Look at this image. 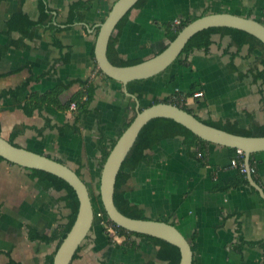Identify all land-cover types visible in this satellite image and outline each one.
Wrapping results in <instances>:
<instances>
[{
  "label": "crops",
  "instance_id": "1",
  "mask_svg": "<svg viewBox=\"0 0 264 264\" xmlns=\"http://www.w3.org/2000/svg\"><path fill=\"white\" fill-rule=\"evenodd\" d=\"M76 1L79 0H50V6L62 21ZM116 1L94 0L84 22L59 34L64 50L55 47L49 32L43 29L36 31L25 49L10 46L5 50L10 41L8 20L18 10V1L0 2V94L29 80L19 92L18 100L23 104L31 93H44L62 83L69 84L60 95L65 102L82 89L81 81L95 87L89 111L78 120L77 110L54 107H45L30 116L15 107L10 97L3 98L0 135L9 140L15 127L25 126L23 133L15 137V144L67 165L88 187H97L103 151L120 137L136 111L135 92L146 91V99L153 97L154 101L164 100L177 91L187 95L195 86L193 94L203 91L204 97L194 99L192 95L186 102L203 120L231 122L246 128L251 116L264 124L260 83L254 82L251 72L254 57L247 59V47L237 55V49L230 45L231 38L218 33L207 51L192 52L188 57L190 66L178 62L153 78L131 82L128 93L125 85L105 77L95 67L93 57L96 30ZM24 10L37 19V0H27ZM215 13H231L264 24V0H145L131 9L117 50L124 60L143 62L170 43L168 26L174 20L192 22ZM19 37L18 33L12 34L13 39ZM49 122L63 127V133L45 128ZM203 149L204 160L195 152L188 154L179 139L164 141L148 150V163L131 172L128 197L144 210L147 219L176 226L189 241L197 233L193 264H264L259 246L245 245L241 252L235 250L238 227L248 241L264 239V202L259 192L250 182L229 191L221 190L238 176V170L230 164L233 153L213 143L203 145ZM254 159L257 173L252 176L264 190V151L256 153ZM0 167L8 169L2 184L6 189L0 198V222L9 223L6 234L11 240L6 238L0 245V251L10 253L0 255V264H47L54 247L47 250L50 245L29 240V229L48 235L64 223L62 215L69 214L61 203L64 193L45 189L39 181L31 180L29 171L22 167L8 162H1ZM10 193L11 200L7 198ZM131 240L137 241V249L122 241L107 248L90 243L74 263L85 264L88 250H106L109 260L102 259L100 264H142L150 260L165 264L156 260L157 248L153 244L141 238ZM133 259L137 261L134 263Z\"/></svg>",
  "mask_w": 264,
  "mask_h": 264
},
{
  "label": "trees",
  "instance_id": "2",
  "mask_svg": "<svg viewBox=\"0 0 264 264\" xmlns=\"http://www.w3.org/2000/svg\"><path fill=\"white\" fill-rule=\"evenodd\" d=\"M1 1L2 0H0V2ZM17 1H18V10L8 20L7 35L10 37V41L8 45L4 47L5 50L10 46H15L18 49H25L27 41L33 40L35 38V34L38 29H43L49 32L54 46L61 50H64L65 46L60 40L59 34L71 28L73 25L77 23L84 22L86 18V13L89 12L94 5V0H87V1L79 0L73 2L69 7L65 19L60 21L58 12L55 9L51 8L50 6V0H37V6L39 12L37 19H32L25 12L24 5L27 0H17ZM143 1L145 0H139L134 7L139 6L141 3H143ZM130 12L131 11H129L123 17V19L118 23L115 30L117 33L115 35L113 34L108 45V52H107L108 58L111 61V63H113L116 66H131L142 62V61L124 60L120 57V54L117 50V43L120 38V33L129 18ZM250 16L251 15H249V17ZM189 23L190 21H182L181 26L176 31L171 29V25L168 26V39L170 41L175 40V38L178 36L180 31L184 27H186ZM99 29L100 28L98 27L96 30V35H98ZM13 33H18L20 37L18 39H13L12 38ZM217 33L231 38L230 45L237 49V55H239L241 51L245 47H247L248 49L247 59L254 57V63H253L254 66L252 67L251 72L253 75L254 82L260 83V94L262 96V103L264 104V43L246 31L236 28H229V27H215L200 31L189 40V42L187 43L186 47L184 48L183 52L181 53L177 61L184 64L185 66H190V63L188 62V57L192 54V52L195 50L207 51L212 44L213 36ZM93 57L95 58L94 53H93ZM58 61H61V59H58ZM230 66L235 70V66L233 64H231ZM100 72L102 73L101 70ZM105 77L107 76L105 75ZM107 78L111 79L109 77ZM28 83L29 80L26 81L24 85H22L21 87L15 90H7L2 92L0 94V100L6 97H10L13 100V104L15 107L22 109L27 115L30 116L33 115L34 112L36 111L43 110L45 107H54L59 110L66 111L70 109L72 103H76L77 112H78V116L76 117V120H78L81 116H83V114L89 111L90 104L95 94V87L91 83H89L88 81H81L82 89L77 93H75L68 101L64 102L61 99L60 95L62 94V92L66 87H69V84L67 86H64L62 83H60L55 88L50 89L44 93H39V92L31 93L28 96L27 101L22 104L18 100L19 92L24 86H27ZM194 89L195 86H192L191 87L192 91L187 95H184L179 91L175 92L172 95V98L174 99H180V98L183 99L182 104L176 101L174 102V101L159 100V99H155L152 102V104H157L160 102L173 103L181 107L183 110L195 115L199 120L203 121L208 125L244 136H250V137L264 136V124H260L259 122L255 121L254 118L251 116L250 118L252 120L250 121L248 127L246 128L239 127V125L236 123L227 122L224 124H218L211 121L203 120L202 118L198 117L194 113V111L187 105L186 102L187 98L193 95ZM135 93L140 103H142L148 96V93L146 91L135 92ZM84 96L87 97L86 100H84ZM143 108L144 107L141 105V109ZM136 115H137V111H135L134 117L126 123L124 130L127 127H129V125L132 123ZM45 128L57 129L60 133H63V127H55L51 125L50 122L45 125ZM24 130H25V126L15 127L14 130L12 131L9 141L12 144L18 146L17 144L14 143L15 137L23 133ZM177 139L181 141L183 147L186 149L188 154H192L195 152L199 159L204 160L206 158L203 145L208 144L210 142L199 138L191 130H189L182 124L177 123L172 119L157 118L150 121L141 131L134 146L127 155L120 169V172L117 176L115 192H114V201L117 208L124 215L136 219H147L144 210L139 208L137 205L133 204L130 198L128 197V192L130 191V187L128 183L131 178V172L136 171L142 163L143 164L148 163V155H147L148 150L152 149L154 146L160 145L164 141L177 140ZM117 140L118 139L113 141L110 147L103 151L102 162H101L102 168L110 151L115 146ZM228 149L232 151L234 156L237 149L235 148H228ZM199 152L202 154L201 157L198 156ZM254 156L255 154L251 155L250 158V165L252 167L256 166V161L254 159ZM1 162H8V161H6L3 157L0 156V163ZM8 163L14 165L13 163L10 162ZM26 170L29 171V178L31 180L39 181L44 186L45 189L47 190L52 189L55 190L56 192L64 193L62 197V201L64 202L65 207L69 210L66 223L58 226L48 235L41 234L39 231L33 228L29 229V236H28L29 240L38 241L46 245L54 244L55 246L54 252L48 255L47 257V264H53L54 255L57 249L65 239L66 235L68 234V232L70 231L76 220L79 209V199L72 186L62 178L42 170H37V169H26ZM241 185H249V181L246 175L238 171L237 178L233 181L226 183L221 190L229 191ZM99 189H100V182L98 183L97 186L98 191ZM99 200H100V209L106 214L101 201L100 193H99ZM261 201L264 202L263 199ZM93 208L96 214L97 211L95 210L94 205ZM1 214L2 211L0 207V216ZM109 222L113 225V227H115L119 236L125 238L124 243L126 245L137 249L138 248L137 241L131 240V238L135 237L137 239L139 238L145 239L146 241L153 244L157 248V252H156L157 261H161L165 264L180 263L181 253H180V249L177 246L160 238L126 231L125 229L116 226L111 221ZM196 239H197V233L194 234V237L190 241L193 252H195L197 246ZM245 245H249L252 247L259 246L262 249L264 256V239L260 241H248L243 237L241 229L238 227V243L236 244L235 250L241 252L242 248ZM83 248L84 245H81L79 247L77 253L75 254L72 264H75L74 262L78 259L79 253ZM1 254H6L10 256V253L5 251H0V255ZM101 264H105V262ZM142 264H156V263L155 261L150 260Z\"/></svg>",
  "mask_w": 264,
  "mask_h": 264
},
{
  "label": "water",
  "instance_id": "3",
  "mask_svg": "<svg viewBox=\"0 0 264 264\" xmlns=\"http://www.w3.org/2000/svg\"><path fill=\"white\" fill-rule=\"evenodd\" d=\"M138 1L117 0L114 3L107 17L99 25L100 29L94 48L95 60L102 73L125 85L126 93H128L127 86L129 83L147 80L166 71L177 61L189 40L205 29L215 27L236 28L250 33L264 43V24L261 22L231 13L208 14L190 22L180 31L175 40L170 41L167 47L156 56L135 65L116 66L111 63L107 55L110 39L118 23L134 8ZM135 99L137 115L118 138L101 171L99 192L104 210L110 221L116 226L129 232L163 239L180 249L181 260L179 264H193L194 252L190 241L176 226L164 221L131 218L117 208L114 201L115 185L127 155L143 128L157 118L172 119L210 143L242 150L245 153V163L248 167L250 166L251 155L264 151V136H244L208 125L173 103L160 102L141 109V103L137 98ZM0 156L19 167L54 174L65 180L75 190L79 199L77 217L57 249L53 262V264H72L79 247L92 230L95 219L88 186L67 165L44 154L16 146L2 135H0ZM248 179L264 200L263 188L255 182L251 174H249Z\"/></svg>",
  "mask_w": 264,
  "mask_h": 264
},
{
  "label": "rangeland",
  "instance_id": "4",
  "mask_svg": "<svg viewBox=\"0 0 264 264\" xmlns=\"http://www.w3.org/2000/svg\"><path fill=\"white\" fill-rule=\"evenodd\" d=\"M177 63H178V61H175L172 65L177 64ZM95 67L100 69L98 64H97V62H96V66ZM172 95L165 97L164 100L174 101V102L176 101V102H180V104H182L183 99H181V98L180 99H174V98H172ZM160 100H162V99H160ZM152 102H153V97H149L148 99L144 100L141 104H143L142 106L144 108H146L149 105H152ZM134 115H135V112L132 114L130 119H132L134 117ZM154 147H156V146H154ZM7 172H8L7 168L0 167V198L3 197L2 194L4 193V191L6 189V187H3L2 184H3V178H4V176L6 175ZM38 183H40V182H38ZM41 186H43V185H41ZM88 188L90 190V194H91V197H92V200H93V205L95 207V210L97 212L103 213L104 214V218L102 219V218L97 217L96 216L97 212H96L94 223H93V229L90 231V233L88 235L89 237L84 241V243L82 245H84V247L87 245L86 246V249H87V247L90 245V243H94V244L97 243V247H98V244H100L101 246L105 245V247L107 248V247H115L117 243L124 242L125 238H123V237L115 238L111 234V232L108 231L109 228L112 227V224L109 222L110 219H108V216L100 209V200H99V193L100 192L97 190V187L92 185V186H89ZM11 195L12 194L10 193L8 195V197H7L9 200L12 199ZM61 203L64 204L63 201ZM65 210L69 212V210L67 208H65ZM62 213H64V210H62ZM62 218L64 220L63 224H65L66 221H67V217H65V215L63 214ZM8 224L9 223L0 222V245H3L4 242H6V238H7L8 241H11L9 239L10 235L8 236L6 234L7 233L6 231L9 228ZM63 224H61V225H63ZM58 226H60V225H58ZM51 246H53L54 248L51 249ZM49 248L51 250H55L54 244L50 245L49 247L47 246V250ZM102 259H108L109 260V252L108 251H106V250H101V251L100 250H88L87 254L85 255L84 261H85V264H100V261ZM136 261L137 260L133 259L134 263Z\"/></svg>",
  "mask_w": 264,
  "mask_h": 264
},
{
  "label": "built area",
  "instance_id": "5",
  "mask_svg": "<svg viewBox=\"0 0 264 264\" xmlns=\"http://www.w3.org/2000/svg\"><path fill=\"white\" fill-rule=\"evenodd\" d=\"M182 24V20L180 19H176L173 21V23L171 24V28L172 30L176 31L179 29V27L181 26ZM100 70V69H99ZM204 97V92L203 91H197L193 94V98L194 99H199V98H203ZM87 97L84 96V100H86ZM70 110L71 111H76L77 110V104L76 103H72L71 106H70ZM198 156L201 157L202 154L199 152L198 153ZM245 153L240 150V149H237L235 155L231 158V161H230V164L232 167L236 168L238 171H240V173L244 174V175H254L257 173V167L256 166H247L246 163H245ZM97 217L99 218H104V214L101 213V212H97L96 214ZM109 232H111V234L115 237V238H119V234L117 232V230L115 229V227H112L109 228L108 230Z\"/></svg>",
  "mask_w": 264,
  "mask_h": 264
}]
</instances>
